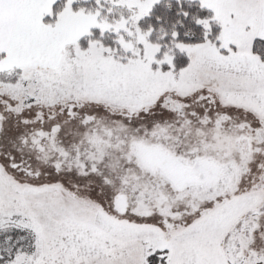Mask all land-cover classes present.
I'll return each mask as SVG.
<instances>
[{
    "label": "snow or ice",
    "instance_id": "6c2138e0",
    "mask_svg": "<svg viewBox=\"0 0 264 264\" xmlns=\"http://www.w3.org/2000/svg\"><path fill=\"white\" fill-rule=\"evenodd\" d=\"M0 264H264V0H0Z\"/></svg>",
    "mask_w": 264,
    "mask_h": 264
}]
</instances>
